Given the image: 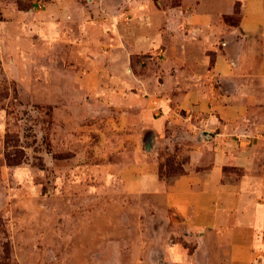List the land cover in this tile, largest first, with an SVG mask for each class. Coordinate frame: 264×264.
<instances>
[{
    "label": "crops",
    "instance_id": "crops-1",
    "mask_svg": "<svg viewBox=\"0 0 264 264\" xmlns=\"http://www.w3.org/2000/svg\"><path fill=\"white\" fill-rule=\"evenodd\" d=\"M89 1L74 18L67 0L45 5L38 34L77 55L93 117L126 136L116 177L149 199L151 237L166 238L156 262L264 264V0ZM13 17L0 40H15ZM171 139L188 161L169 181L160 151Z\"/></svg>",
    "mask_w": 264,
    "mask_h": 264
},
{
    "label": "rangeland",
    "instance_id": "rangeland-1",
    "mask_svg": "<svg viewBox=\"0 0 264 264\" xmlns=\"http://www.w3.org/2000/svg\"><path fill=\"white\" fill-rule=\"evenodd\" d=\"M67 1L73 18L92 11L89 0ZM40 3L54 2L0 0V33L22 16L9 28L15 40H0V264H164L149 199L123 193L116 177L126 136L93 117L77 55L40 39ZM180 143L160 151L169 181L185 173Z\"/></svg>",
    "mask_w": 264,
    "mask_h": 264
},
{
    "label": "built area",
    "instance_id": "built-area-1",
    "mask_svg": "<svg viewBox=\"0 0 264 264\" xmlns=\"http://www.w3.org/2000/svg\"><path fill=\"white\" fill-rule=\"evenodd\" d=\"M44 7H45V4L40 3V4L38 5V8L41 9V10H42ZM189 117H192V114H191V113L189 114ZM251 139H252V137L249 136V141H250ZM237 141H238L239 144H241V143L244 141V137H242V136L238 137V138H237Z\"/></svg>",
    "mask_w": 264,
    "mask_h": 264
},
{
    "label": "water",
    "instance_id": "water-1",
    "mask_svg": "<svg viewBox=\"0 0 264 264\" xmlns=\"http://www.w3.org/2000/svg\"><path fill=\"white\" fill-rule=\"evenodd\" d=\"M146 150L151 152L153 150L152 140L150 139L147 143Z\"/></svg>",
    "mask_w": 264,
    "mask_h": 264
},
{
    "label": "trees",
    "instance_id": "trees-1",
    "mask_svg": "<svg viewBox=\"0 0 264 264\" xmlns=\"http://www.w3.org/2000/svg\"><path fill=\"white\" fill-rule=\"evenodd\" d=\"M11 161V160H10ZM183 174V173H182ZM182 174H180V175H182ZM161 176H162V172H161Z\"/></svg>",
    "mask_w": 264,
    "mask_h": 264
}]
</instances>
